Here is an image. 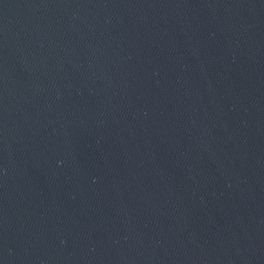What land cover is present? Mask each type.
<instances>
[{"label": "water", "instance_id": "obj_1", "mask_svg": "<svg viewBox=\"0 0 264 264\" xmlns=\"http://www.w3.org/2000/svg\"><path fill=\"white\" fill-rule=\"evenodd\" d=\"M0 264H264V0H0Z\"/></svg>", "mask_w": 264, "mask_h": 264}]
</instances>
